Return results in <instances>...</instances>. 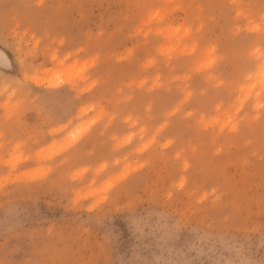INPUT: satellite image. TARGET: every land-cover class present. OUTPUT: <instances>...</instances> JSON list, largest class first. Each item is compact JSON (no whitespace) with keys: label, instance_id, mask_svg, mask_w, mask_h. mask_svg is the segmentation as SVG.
<instances>
[{"label":"rangeland","instance_id":"obj_1","mask_svg":"<svg viewBox=\"0 0 264 264\" xmlns=\"http://www.w3.org/2000/svg\"><path fill=\"white\" fill-rule=\"evenodd\" d=\"M0 264H264V0H0Z\"/></svg>","mask_w":264,"mask_h":264}]
</instances>
